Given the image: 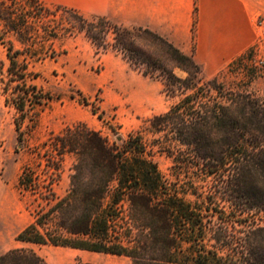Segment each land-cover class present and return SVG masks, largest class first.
<instances>
[{
  "label": "trees",
  "instance_id": "obj_1",
  "mask_svg": "<svg viewBox=\"0 0 264 264\" xmlns=\"http://www.w3.org/2000/svg\"><path fill=\"white\" fill-rule=\"evenodd\" d=\"M56 11L67 14L70 25L52 37L83 34L97 54L113 50L134 71L160 81L175 101L148 119L150 141L140 131L123 139L111 129L119 143L111 142L84 123L52 134L40 157L45 182L31 168L19 177L21 190L41 203L16 240L125 256L134 264H264V100L229 94L218 77H203L192 55L150 29L60 6ZM13 52L10 45L8 56ZM10 61L11 81L24 82L26 68L17 74L16 59ZM32 89L17 95L22 118L26 105L41 102ZM16 129L21 141L20 125ZM155 149L172 159L170 177L154 161ZM68 156L74 158L70 186L59 196L54 185ZM0 264L47 262L22 247L0 255Z\"/></svg>",
  "mask_w": 264,
  "mask_h": 264
},
{
  "label": "rangeland",
  "instance_id": "obj_2",
  "mask_svg": "<svg viewBox=\"0 0 264 264\" xmlns=\"http://www.w3.org/2000/svg\"><path fill=\"white\" fill-rule=\"evenodd\" d=\"M40 3L47 9L29 0H0V37L4 39L0 40V183L5 187V197L13 202L16 214L13 228L7 227L6 213L0 217L3 231L0 255L25 247L16 237L33 222L41 200L21 190L19 177L26 168H31L45 182L47 177L40 157L43 144L52 134L84 123L102 131L111 142L119 143L111 129L123 139L140 131L150 141L153 136L147 131L148 119L168 111L175 101L162 92L160 81L134 71L113 50L97 54L83 34L52 37L51 33L57 29L64 31L69 27L70 18L56 11V6ZM263 21H256L259 37L255 46L242 57L243 61L216 76L229 94L251 93L264 100V28L259 27ZM10 45L14 50L10 57L17 61L15 73L26 68L24 82L11 81ZM15 51L19 54H14ZM250 52L251 59L248 58ZM175 73L186 76L180 69H175ZM33 86L37 87L41 102L26 105L27 114L22 118L17 109V95L21 97V93L31 92ZM153 159L162 174L170 177L172 159L157 149ZM73 163L74 158L68 156L61 178L54 185L59 196L69 189Z\"/></svg>",
  "mask_w": 264,
  "mask_h": 264
},
{
  "label": "crops",
  "instance_id": "obj_3",
  "mask_svg": "<svg viewBox=\"0 0 264 264\" xmlns=\"http://www.w3.org/2000/svg\"><path fill=\"white\" fill-rule=\"evenodd\" d=\"M45 5L107 17L127 27H144L168 38L192 55L207 77H216L251 50L259 37L256 21L264 20V0H37ZM196 20V22H195ZM195 23V26H194ZM0 183V217L16 224L14 204ZM1 220V218H0ZM0 223V236H2ZM21 243V242H20ZM47 264H134L125 256L100 254L67 247L22 243Z\"/></svg>",
  "mask_w": 264,
  "mask_h": 264
},
{
  "label": "built area",
  "instance_id": "obj_4",
  "mask_svg": "<svg viewBox=\"0 0 264 264\" xmlns=\"http://www.w3.org/2000/svg\"><path fill=\"white\" fill-rule=\"evenodd\" d=\"M259 27L264 28V21L259 23ZM252 58H253V56H252ZM262 63H264V62H262Z\"/></svg>",
  "mask_w": 264,
  "mask_h": 264
}]
</instances>
